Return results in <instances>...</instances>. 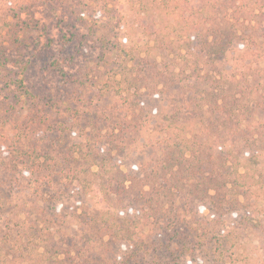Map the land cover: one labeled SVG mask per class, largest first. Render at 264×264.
Returning a JSON list of instances; mask_svg holds the SVG:
<instances>
[{
  "label": "trees",
  "instance_id": "16d2710c",
  "mask_svg": "<svg viewBox=\"0 0 264 264\" xmlns=\"http://www.w3.org/2000/svg\"><path fill=\"white\" fill-rule=\"evenodd\" d=\"M263 154L264 0L0 5V264H264Z\"/></svg>",
  "mask_w": 264,
  "mask_h": 264
},
{
  "label": "rangeland",
  "instance_id": "374dc122",
  "mask_svg": "<svg viewBox=\"0 0 264 264\" xmlns=\"http://www.w3.org/2000/svg\"><path fill=\"white\" fill-rule=\"evenodd\" d=\"M10 1L11 3L12 2H15L16 0H0V5H2L3 3H6ZM133 16H131V21H130V24H128L129 26L132 24V29L128 28L129 30V35L131 36L132 40L135 41V38H138V35H139V32L141 31L140 27L141 26H145L146 24L143 22V21H139L137 19H134L132 18ZM44 21V24L48 25V21ZM154 21V22H153ZM148 20L147 21V25L149 24H152V23H157L156 20ZM140 27H138V26ZM96 57V52L94 51H90L89 54L87 55V58L84 59V58H81L80 60L78 61H94ZM35 62L32 63V65L30 66L28 72H27V75H26V83L27 85L29 86V88L33 91V92H43L46 87L50 84V83H53L54 80L53 79H48L45 77L44 75V72L42 71L43 67H44V64L42 61H53L50 54H43L42 56L38 57L36 60H34ZM228 61L231 65V63H233L234 61H238V59H236V56H229L228 58ZM233 65H236V63H233ZM44 75V76H43ZM176 97V96H175ZM174 98V97H172ZM113 101H117V100H110L108 98L104 99L100 104H101V107L103 109H107V108H112L114 103ZM85 109L84 108H79L77 110V113H74L72 115L73 117V120L76 118H79L81 117L82 115H84L85 113ZM66 116L68 117L69 114L67 113ZM110 119L109 117V114L108 112L105 113L104 115V120L105 122L102 124V128L106 127L107 125V120ZM152 126V125H151ZM76 129H79V127H77ZM74 129V132L76 133V135L78 134V131ZM72 136V139H69L70 141V144L73 142V141H76L75 139H77V136ZM79 136V134H78ZM147 137V135H146ZM69 144V146H70ZM136 153L138 152H135L133 155H136ZM260 168L259 170L264 174V154L261 156L260 158ZM21 189L23 188H26L27 186V183L26 182H21ZM27 191L25 190V192H22V194H19L18 199L19 200H16L14 198H12V204L15 203V202H19L21 203L23 200H25V195L27 194L26 193ZM86 203H87V200H86ZM88 203H89V200H88ZM72 205H76V204H73V202L71 201H67L65 202V207H68V208H65V212H64V215H67V214H73V210L71 209ZM78 205V204H77ZM206 210L204 212V214L206 215ZM203 214V215H204ZM71 227H73L74 231L77 230V227L73 224H70ZM58 228H55V230H53V232L55 233V240L58 242V245L59 246H62V245H66L64 244L65 242H62V239L59 237V235L56 233ZM61 230V229H60ZM63 233L65 230H61ZM70 233H72L70 231ZM69 236L71 234H68ZM259 241H261L259 239V237L257 236V234H254V235H249L247 239H244V242L242 243V249L244 250V253L246 254L247 258L248 259H252V261H249L250 264H253V263H256V264H260L262 263V256H261V248H260V243ZM63 249H65V247H61Z\"/></svg>",
  "mask_w": 264,
  "mask_h": 264
}]
</instances>
